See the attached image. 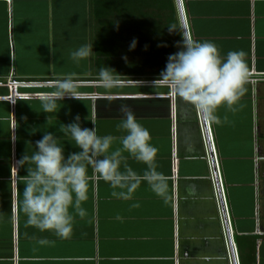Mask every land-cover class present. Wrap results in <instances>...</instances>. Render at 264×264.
Listing matches in <instances>:
<instances>
[{"label":"crops","instance_id":"1","mask_svg":"<svg viewBox=\"0 0 264 264\" xmlns=\"http://www.w3.org/2000/svg\"><path fill=\"white\" fill-rule=\"evenodd\" d=\"M182 5L194 39L216 43L223 56L246 53L244 108L217 113L229 123H208L166 87L153 88L167 63L156 62L154 52L125 48L114 64L97 65L93 48L90 57L72 60L73 51L93 45L91 0H0V264H264V0ZM106 66L119 79L111 88L98 80ZM69 73L76 74L81 99L66 98L56 112H43L41 95ZM121 104L132 108L159 149L157 170L169 177V203L147 182L124 201L93 178L82 204L88 215L75 216L70 238L26 226L19 177L27 165L14 181V161L36 151L45 132L58 137L65 156L78 151L59 131L77 114L83 127L94 121L98 135H123ZM128 163L137 173L146 168ZM136 202L140 207L130 209ZM45 238L54 243L37 242Z\"/></svg>","mask_w":264,"mask_h":264},{"label":"clouds","instance_id":"2","mask_svg":"<svg viewBox=\"0 0 264 264\" xmlns=\"http://www.w3.org/2000/svg\"><path fill=\"white\" fill-rule=\"evenodd\" d=\"M168 30L170 33L179 31L182 41L177 43L179 50L167 57L165 69L151 81V86L166 87L208 123H229L227 115L222 120L217 113L225 108L235 114L244 108L241 100L247 92L246 53L243 50L229 51L223 56L218 45L212 41H198L175 24L170 25ZM136 43L134 39L130 50H134ZM50 49L54 54L55 51ZM92 52L93 45H82L71 53V58L79 63L90 57ZM115 73V69L110 67L100 68L99 83L105 88L116 86L119 79ZM75 77V73H69L52 82L54 90L40 97L43 112H56L57 102L66 98L81 99L79 81ZM119 111L122 119L117 130L124 133L119 137L98 135L94 121H91L93 127H83L77 114L73 122L61 124L59 131L70 137L78 151L65 156L58 137L45 132L35 142L36 151L31 155L24 154L16 162L18 170L27 165L26 175L19 177L24 184L19 206L27 217L26 226L40 232H51L59 239L70 238L75 216L84 219L88 215L82 204L89 199L93 178L103 180L112 189L111 196L124 201L133 200L141 183L147 182L156 196L165 204L169 203V177L157 170L159 149L151 143L150 131L138 122L129 105L121 104ZM117 141L119 146L113 147ZM129 158L144 164L145 170L142 173L134 171L128 163ZM188 193L195 195L191 186ZM139 207L138 202L130 205V209ZM115 218L123 219L119 214ZM37 242L41 245L54 243L46 238Z\"/></svg>","mask_w":264,"mask_h":264},{"label":"trees","instance_id":"3","mask_svg":"<svg viewBox=\"0 0 264 264\" xmlns=\"http://www.w3.org/2000/svg\"><path fill=\"white\" fill-rule=\"evenodd\" d=\"M93 48L97 65L116 62L132 41L141 52H154L156 62L179 49L182 29L176 0H91Z\"/></svg>","mask_w":264,"mask_h":264},{"label":"water","instance_id":"4","mask_svg":"<svg viewBox=\"0 0 264 264\" xmlns=\"http://www.w3.org/2000/svg\"><path fill=\"white\" fill-rule=\"evenodd\" d=\"M176 2H177V7H178V12H179V17H180L182 29L189 35L188 29H187V23H186V19H185V14H184V10H183L182 0H176ZM219 191H220V189H219ZM220 197H221V205L223 207L221 191H220Z\"/></svg>","mask_w":264,"mask_h":264},{"label":"built area","instance_id":"5","mask_svg":"<svg viewBox=\"0 0 264 264\" xmlns=\"http://www.w3.org/2000/svg\"><path fill=\"white\" fill-rule=\"evenodd\" d=\"M264 78V77H263ZM16 160L14 161V164H13V168H12V172H13V179L14 181H16V176H17V173H18V168H17V165H16Z\"/></svg>","mask_w":264,"mask_h":264}]
</instances>
